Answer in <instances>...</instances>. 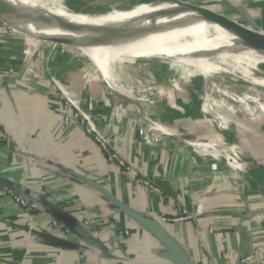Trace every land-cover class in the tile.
<instances>
[{
    "label": "crops",
    "instance_id": "obj_1",
    "mask_svg": "<svg viewBox=\"0 0 264 264\" xmlns=\"http://www.w3.org/2000/svg\"><path fill=\"white\" fill-rule=\"evenodd\" d=\"M139 1L144 0L124 3ZM180 1L264 30V0ZM34 46L21 33L7 34L0 24V124L7 136L0 143V177L33 203L28 214L0 189V264H176L168 258L174 248L93 183L157 222L192 264H241L245 256L264 253V197L258 191L264 186V118L240 116L227 124L230 130H222L206 118L193 86L182 108H161V115H154L164 130L152 131V144L140 133L141 116L123 96L110 93L114 89L95 66L81 67L77 56L83 57L82 50L74 45L69 51L75 57L52 54L67 63L54 75L82 103L94 100L92 116L128 162L127 170L107 162L81 118L74 116L70 126L64 125L63 103L51 78L33 60L34 54L39 57ZM200 142H210L215 150L236 146L239 154L229 160L207 157L196 146ZM144 177L160 192L137 184ZM180 209L194 218L169 222ZM56 220L64 225L56 228ZM78 226L96 236L110 256L83 240Z\"/></svg>",
    "mask_w": 264,
    "mask_h": 264
},
{
    "label": "bare ground",
    "instance_id": "obj_2",
    "mask_svg": "<svg viewBox=\"0 0 264 264\" xmlns=\"http://www.w3.org/2000/svg\"><path fill=\"white\" fill-rule=\"evenodd\" d=\"M0 1L28 20L44 22L46 26H36L44 34L73 35L135 21L124 35L92 39L75 46L97 68L101 78L126 102H132L145 118L156 115L155 106L166 97L163 92L155 94L150 90L149 83L156 80L148 65L139 63L156 59L169 61L174 69L185 67L189 79L201 76L205 84L204 114L222 130H230L224 108L235 117L243 114L253 121L264 115V54L244 48L241 43L247 38L232 35L175 5L161 0L131 4L94 0L93 5L80 11L66 0ZM255 43L264 45V31L255 36ZM132 70L143 74L120 79L121 73ZM175 83L179 86V82ZM148 120L153 130H164L156 121ZM196 146L226 160L238 154L236 146L229 147L228 157L208 145Z\"/></svg>",
    "mask_w": 264,
    "mask_h": 264
},
{
    "label": "water",
    "instance_id": "obj_3",
    "mask_svg": "<svg viewBox=\"0 0 264 264\" xmlns=\"http://www.w3.org/2000/svg\"><path fill=\"white\" fill-rule=\"evenodd\" d=\"M166 3L177 6L179 9L183 10L186 13L192 14L193 16L213 25H216L228 33L247 38L248 41L245 43H241V45L249 50L255 51L257 53L264 54V45L255 43V36L259 33H262L263 30H259L257 26L250 28L248 26H244L240 23L232 21L223 15H219L207 8H202L193 4L184 3L180 0H161ZM0 22L8 24L15 28L17 31L46 42L56 43V44H66V45H78L84 43L88 40L98 39V38H108V37H117L126 34L129 29L133 26L135 21L132 23H128L121 26L102 28L99 30H94L86 33H78L73 35H52V34H44L40 33L36 26H46V24L42 21H38L35 24L30 20L24 18L9 6L0 1ZM94 186L102 193L104 196L117 204L124 210H126L130 216L136 220L141 226L147 229L151 234H153L156 238H158L161 242H163L168 247L174 248L176 250L175 253L168 255V258L176 263V264H192L191 260L186 256L185 252L171 240V238L165 233V231L161 228V226L155 222L154 220H150L145 218L139 214L134 213L132 210L124 207L120 201L111 195L108 191L103 189L100 185L93 183ZM0 189L5 190L7 192H12L13 194L25 199L29 206H33L31 200L26 197L20 196L18 194V190L15 188L13 184H11L8 180L0 177ZM259 193L264 197V186H260L258 188ZM48 205L59 211L57 205L48 199L46 201ZM58 226L64 225V222L61 220H56ZM29 229V228H28ZM77 233L89 243V245L99 249L104 255L110 256V253L102 244V242L94 236L89 230L84 229L81 226L76 227ZM61 242V240H57ZM64 245L70 249H74L75 245L72 242L64 241Z\"/></svg>",
    "mask_w": 264,
    "mask_h": 264
},
{
    "label": "rangeland",
    "instance_id": "obj_4",
    "mask_svg": "<svg viewBox=\"0 0 264 264\" xmlns=\"http://www.w3.org/2000/svg\"><path fill=\"white\" fill-rule=\"evenodd\" d=\"M66 1L68 2L69 5L76 6L77 9L80 10V11H82L83 9L85 10L88 7V4L93 5V3H94V0H77V1H75V0H66ZM107 1H110L112 3H116V1H117V3L118 2L119 3H124V1H127V0H124V1L123 0H107ZM144 1H147V0H144ZM139 2H142V1H139ZM199 7L203 8V6H199ZM31 21L35 22L33 20H31ZM258 29L261 30L260 27ZM18 33H21V32L18 31ZM21 34H23V33H21ZM23 35L26 36L30 40V46L32 44H35L34 51H36V53L45 52V56H44L45 58L44 59L41 56H39L38 58L35 57V54L33 55L32 58H33L34 61L37 60L38 64H40L39 65L40 68L44 67L46 69L47 67H49L50 71L53 74V76H55L54 75V70L56 68H58L59 66L60 67L61 66L65 67L67 63L66 64H62L61 61L59 62V61L56 60V58L54 59V57H53L51 62L49 64H47L46 60H47V57H48L50 52H53V54H62V53H64V54H69L72 57H75L69 51L71 48H76L74 45L56 44V43H51V42H46V41H43V40H40V39H36V38L30 37V36H27L25 34H23ZM79 52L83 55V57H80V56L78 57L77 56V58L79 60V64H81L82 68L85 66V69L89 70L88 68H90V66L92 65V62L81 51H79ZM73 61H75V59H73ZM139 63L141 65H148L147 68L150 69L151 74L153 76V79L156 80V82L154 84L149 83V84H151L150 87H149L150 90L153 93H155V94L162 93V92L166 94L165 95L166 97L163 98L161 100V102L155 106V108L152 107V108L155 109V114H156L155 116H160L161 115V113H162L161 108H162V110L166 109L167 107L168 108H170V107L174 108V110H177L180 107L182 108V104L181 103L185 102L188 99V97L191 96L190 90H191V87L193 88V86H196L198 88V91H199L198 94L200 95V97L202 98V101H203V97H204V93H205V91H204L205 90V84H204V81L201 78V76L196 75L195 77H192V78L189 79L187 77L188 73H187V70H186L185 67L174 69L173 64H171L169 61L164 60V59L163 60L162 59L161 60L160 59H156L153 62H145V61L141 62L140 61ZM94 68H96V67H94ZM96 72H98L97 69H96ZM91 73L92 72L90 71V74ZM142 74H143V72H140V71L134 72L132 70V71L128 72V74L121 73L120 74L121 75L120 79L123 81V80H126L127 77H135V76L142 75ZM97 75H98V73H97ZM122 75H124V76H122ZM55 77L57 78V76H55ZM94 77L95 76H93V78ZM93 78H91V79H93ZM57 79H59V78H57ZM100 80H101V78H100ZM175 82H179V86H177V84ZM163 86H165V87H163ZM177 88H179V89H177ZM109 90H110V93H112V94H114L116 96V92H115L116 90L115 89L114 90L109 89ZM262 96L264 98V94H262ZM126 103L127 104L129 103L130 106L132 107V109H134V106H133L132 102L128 101ZM95 108H96V105L94 106V110H95ZM140 109L142 110L141 107H140ZM222 110L224 111V114L226 115V122H227L226 124H229L231 122H235V119L240 117V116L244 117V118H248V117L244 116L243 114L238 115V116L235 117L227 109L224 108ZM139 115L141 116V118H140V120H141L140 128L142 126L145 127V124H149L147 122L146 118L150 119L151 121H157L155 116L152 115V114L146 115L147 116L146 118L142 116V112ZM263 118H264V115L261 116V118H259V119L262 121ZM200 143L208 145V147L213 148L210 142H200ZM219 151H221V154L224 157H228V155H230L229 147H228V149L219 150ZM202 154L207 156V157H211V158L217 159L214 156V154H212V152H210L208 150H204ZM238 154H236V156ZM234 167H235V164H234ZM236 170L237 169L235 167V171Z\"/></svg>",
    "mask_w": 264,
    "mask_h": 264
},
{
    "label": "built area",
    "instance_id": "obj_5",
    "mask_svg": "<svg viewBox=\"0 0 264 264\" xmlns=\"http://www.w3.org/2000/svg\"><path fill=\"white\" fill-rule=\"evenodd\" d=\"M1 27L7 34H16L18 31L13 28L12 26L0 22ZM35 48V46H34ZM53 52H50V54L47 57L46 63L49 64L53 58L52 56ZM38 56H41L43 59L45 58V52H38ZM42 75H48L51 78L52 84L55 86L56 92L58 96L61 98V101L63 103L62 105V112L64 113V125L70 126L72 119L74 116L81 118L84 125L86 126V130L88 134H90L95 143L98 145L99 149L102 151L103 156L106 158L107 162L110 164H117L119 167L129 170L128 162L126 159L120 154V152L111 144V136L109 134H105L101 132L96 124L95 119L92 116V112L94 111L95 102L91 98L87 103H82L81 100L77 97V95L71 90L69 86H67L64 82L57 79L55 76H53L52 72L50 71V68L47 67L46 69L43 67L41 68ZM146 127V128H145ZM145 127L142 126L140 128L141 135L144 136V138L154 144L152 140V131L153 129H150L151 127L149 124H145ZM7 141V136L2 130L1 124H0V143H5ZM137 184L144 185L148 188H150L153 191L160 192L158 188H156L154 185L151 184L148 178H139L137 180ZM40 187L43 188L44 185L40 184ZM48 193L49 190H48ZM9 194L13 197L14 201L21 205L28 214H30L33 210L31 206L28 205L27 201L12 192H9ZM194 217L186 210H179L178 216L174 218H169V222H184L192 220ZM54 226L57 228L58 224L54 222ZM28 228H32V218L30 222L28 223ZM211 232H214V229H211ZM128 235L129 232H126ZM241 264H264V253L260 254L259 256L256 254H250L248 256H245L240 259ZM83 264H86L83 262Z\"/></svg>",
    "mask_w": 264,
    "mask_h": 264
}]
</instances>
